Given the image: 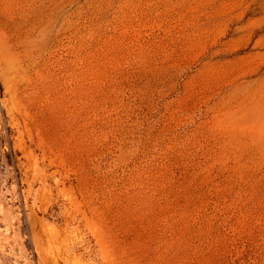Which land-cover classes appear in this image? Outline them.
Segmentation results:
<instances>
[{
    "label": "rangeland",
    "instance_id": "obj_1",
    "mask_svg": "<svg viewBox=\"0 0 264 264\" xmlns=\"http://www.w3.org/2000/svg\"><path fill=\"white\" fill-rule=\"evenodd\" d=\"M0 264H264V0H0Z\"/></svg>",
    "mask_w": 264,
    "mask_h": 264
}]
</instances>
